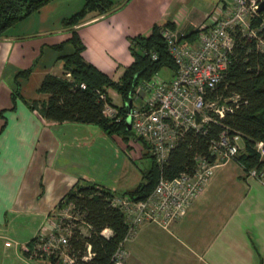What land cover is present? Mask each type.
Returning a JSON list of instances; mask_svg holds the SVG:
<instances>
[{
	"label": "crops",
	"instance_id": "0c3cea01",
	"mask_svg": "<svg viewBox=\"0 0 264 264\" xmlns=\"http://www.w3.org/2000/svg\"><path fill=\"white\" fill-rule=\"evenodd\" d=\"M84 1L48 0L0 35V264H56L25 250L37 233L49 231L59 199L76 182L131 190L148 169L132 170V160L150 155L130 128L119 136L96 122L51 120L26 102L46 99L38 90L44 75L63 72L59 56L73 44L71 27L61 20ZM112 2L108 11H89L73 27L83 58L117 78L132 61L129 36L166 21L184 35L228 0ZM123 246L127 264H264V179L235 159L220 162L183 214L168 226L140 223Z\"/></svg>",
	"mask_w": 264,
	"mask_h": 264
},
{
	"label": "trees",
	"instance_id": "16d2710c",
	"mask_svg": "<svg viewBox=\"0 0 264 264\" xmlns=\"http://www.w3.org/2000/svg\"><path fill=\"white\" fill-rule=\"evenodd\" d=\"M48 0H0V35L17 20L37 10ZM112 0H85L83 5L72 14L63 17L61 23L71 27L68 40L73 44L70 53L62 54L63 72L61 74L46 73L38 90L47 94L44 100H26L30 108H35L45 118L56 121L96 122L108 133L130 132L124 118L115 120L102 112L103 99L99 92H105L106 100L111 101L107 88H114L127 99L134 85L150 78L163 66L175 69L165 40L160 32L163 26L174 29L170 21L161 25H153L148 34L129 36V49L132 61L125 66L117 78L101 71L82 56L84 44L73 27L84 20L89 11L98 14L112 8ZM200 29L198 27L182 35L193 39ZM156 56L153 57L152 53ZM30 68L19 70L15 75H27ZM66 72L70 75L66 76ZM84 83V87L80 83ZM18 94L17 82L12 93L13 104ZM237 95L236 102L228 103L223 116L210 113L216 120H209L206 131L187 130L170 150L162 170L167 176H173L181 171L191 172L196 166L198 155L208 154L209 139L216 136L224 127L230 131L238 130L242 134L243 145L235 155V160L241 163L245 170L256 168L264 171V158H260L254 148L255 141L264 139V52L256 49L253 41L246 36L235 34L234 50L228 69L215 86L208 90L207 97H229ZM14 105H12L13 107ZM125 114V104L119 106ZM141 138V137H138ZM143 141V140H142ZM143 144L148 147L143 141ZM151 156V164L143 173L142 180L131 190L122 192L134 198L146 196L153 188L159 167ZM115 194L108 188L94 182H76L58 201L57 209L70 205L73 225L67 236L65 250L74 260L71 264H115L111 257L119 242L127 232V223L122 210L110 203ZM110 229L105 235L103 230ZM35 236L31 239V247L25 252L30 253ZM87 245L92 254L86 258ZM50 261L56 264H69L57 255L49 254Z\"/></svg>",
	"mask_w": 264,
	"mask_h": 264
},
{
	"label": "built area",
	"instance_id": "2783aa9c",
	"mask_svg": "<svg viewBox=\"0 0 264 264\" xmlns=\"http://www.w3.org/2000/svg\"><path fill=\"white\" fill-rule=\"evenodd\" d=\"M262 0H228L226 5H217L207 22L193 39L182 37L175 29L163 26L160 32L175 63L172 76L162 78L155 72L150 78L138 81L124 101L125 114L119 106L106 100L105 92H99L103 99L102 112L105 116L121 120L130 115V129L135 136L143 138L160 171L152 190L144 197L134 198L128 194L115 193L110 198L118 206L127 223V232L112 254L115 264H127L123 242L135 233L137 226L145 221L168 226L183 214L189 202L201 192L212 173L214 165L235 159L243 141L238 130L224 127L209 139L208 154L198 155L196 166L167 176L162 170L170 150L187 130L206 131V123L216 120L231 109L229 100L236 102L237 95L229 97L206 96L228 69L234 50L235 34L251 39L256 49L264 52V7ZM155 57L156 53L153 52ZM70 73L66 72V76ZM80 86L84 87L81 82ZM128 107L130 109H128ZM260 158H264V139L254 144ZM248 174L264 179V171L256 168ZM70 205L60 210L49 231L35 235L33 252L35 256L60 254L64 262L71 264L74 258L65 250L67 236L71 231L73 217ZM105 235L110 229L103 230ZM89 245L87 254L90 256Z\"/></svg>",
	"mask_w": 264,
	"mask_h": 264
},
{
	"label": "rangeland",
	"instance_id": "374dc122",
	"mask_svg": "<svg viewBox=\"0 0 264 264\" xmlns=\"http://www.w3.org/2000/svg\"><path fill=\"white\" fill-rule=\"evenodd\" d=\"M214 6H213V8H211L212 9L211 12L214 10ZM157 73L160 77L166 78V79H168L172 76L171 69L166 67V66H163ZM109 96H110L113 104L119 106L121 103H123V98H122L121 94L118 93L114 88L109 89ZM121 133L122 132H118V135L120 136ZM150 164H151V157L150 156L140 157V158H137V159H134L131 161L132 170H135L133 172H137L139 174H141V173H140L137 165L140 166L141 168H143V167L146 168V167H149ZM54 216L58 218L59 214H55ZM53 254L56 256L58 255L61 258L60 254H56V253H53ZM39 257H44V256H39Z\"/></svg>",
	"mask_w": 264,
	"mask_h": 264
},
{
	"label": "water",
	"instance_id": "95a60500",
	"mask_svg": "<svg viewBox=\"0 0 264 264\" xmlns=\"http://www.w3.org/2000/svg\"><path fill=\"white\" fill-rule=\"evenodd\" d=\"M29 1H38V0H29ZM263 7H264V0L260 2L259 9H262ZM128 109L130 108L128 107ZM125 123H126L127 129H129L130 128V115L126 116Z\"/></svg>",
	"mask_w": 264,
	"mask_h": 264
}]
</instances>
